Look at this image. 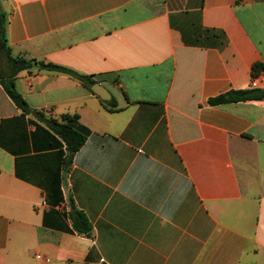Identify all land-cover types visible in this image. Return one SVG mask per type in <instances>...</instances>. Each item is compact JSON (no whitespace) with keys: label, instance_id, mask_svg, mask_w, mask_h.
I'll return each instance as SVG.
<instances>
[{"label":"crops","instance_id":"obj_1","mask_svg":"<svg viewBox=\"0 0 264 264\" xmlns=\"http://www.w3.org/2000/svg\"><path fill=\"white\" fill-rule=\"evenodd\" d=\"M0 9L13 57L88 76L113 99L60 73L13 78L30 110L87 130L65 168L61 139L0 85V264H264V99L208 104L264 71V0Z\"/></svg>","mask_w":264,"mask_h":264},{"label":"trees","instance_id":"obj_2","mask_svg":"<svg viewBox=\"0 0 264 264\" xmlns=\"http://www.w3.org/2000/svg\"><path fill=\"white\" fill-rule=\"evenodd\" d=\"M6 14L0 9V62L6 68L5 79L0 80L4 92L12 103L25 114H33L38 119L44 121L50 130L58 136L65 145L66 155L63 159V165L68 168L71 164L73 156L82 147L86 140L87 130L78 122L77 115H62L59 119H44L40 112H33L22 99L21 95L14 87L13 78L22 71H30L32 69L44 70L48 72L60 73L78 81L83 87L90 91V87L94 81L88 76H82L72 70L55 66L52 64L38 63L35 60H27L23 57H13L8 45L6 36ZM263 67L255 64L251 68L252 76H256L262 71ZM264 99V89L262 90H243L229 91L215 98L208 100L211 106H218L228 103L261 101ZM104 105L112 107L113 99L108 102L101 101ZM69 218L74 231L78 235L89 236L91 227L75 206L72 204L70 208Z\"/></svg>","mask_w":264,"mask_h":264},{"label":"water","instance_id":"obj_3","mask_svg":"<svg viewBox=\"0 0 264 264\" xmlns=\"http://www.w3.org/2000/svg\"><path fill=\"white\" fill-rule=\"evenodd\" d=\"M90 91L94 93L101 101L108 102L110 100V94L98 84H93L90 87Z\"/></svg>","mask_w":264,"mask_h":264},{"label":"built area","instance_id":"obj_4","mask_svg":"<svg viewBox=\"0 0 264 264\" xmlns=\"http://www.w3.org/2000/svg\"><path fill=\"white\" fill-rule=\"evenodd\" d=\"M249 89L250 90H262V89H264V71L260 72L256 76L252 77V80L249 84Z\"/></svg>","mask_w":264,"mask_h":264}]
</instances>
